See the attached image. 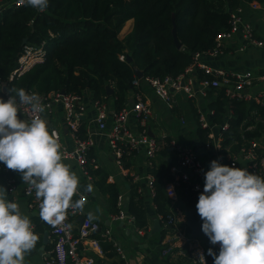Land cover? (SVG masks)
<instances>
[{
	"label": "trees",
	"instance_id": "1",
	"mask_svg": "<svg viewBox=\"0 0 264 264\" xmlns=\"http://www.w3.org/2000/svg\"><path fill=\"white\" fill-rule=\"evenodd\" d=\"M252 1L264 4V0H48L43 12L27 4L5 9L0 13V86L5 83L6 92L0 89V98L9 97L8 89L11 88H23L35 94L82 95L88 90L99 104L113 98L114 112H117L133 89L137 71L143 77L178 76L190 64L194 53L214 47L216 35L228 29L230 13ZM131 19L132 30L120 39L121 29ZM173 28L179 48L174 43ZM24 39L26 44L33 45L46 42L47 55L42 63L10 81L9 75L16 67ZM120 56H124V60H120ZM209 96L207 106L213 111L214 123H222L228 111L232 112L223 148L236 151L243 143L262 136L264 99L261 104L229 99L221 88L210 90ZM191 110L199 140L205 144L206 131L198 126L195 111ZM250 126L253 128L246 130ZM85 135V127L80 122L78 137L84 139ZM124 152L120 163L127 169L129 162ZM158 155L159 164L150 168L149 173L154 178L156 212L166 216L170 202L164 186L172 180L173 152L163 147ZM94 157L92 153L87 156L86 169L94 185L107 196L110 213L116 215L119 191L115 184L107 183L104 170L89 166ZM130 188L126 211L133 216L135 228L146 229L148 221L143 198L136 184ZM177 193L185 208L193 210L195 220L203 224L194 193L183 184L177 187ZM95 237L105 256H116L111 244L98 235Z\"/></svg>",
	"mask_w": 264,
	"mask_h": 264
},
{
	"label": "built area",
	"instance_id": "2",
	"mask_svg": "<svg viewBox=\"0 0 264 264\" xmlns=\"http://www.w3.org/2000/svg\"><path fill=\"white\" fill-rule=\"evenodd\" d=\"M5 1L0 0V13L8 8L23 6L19 0H14L8 4H5ZM247 9L260 11L264 22V4L252 1L240 5L235 11L230 13L228 29L216 35L212 49L194 53L190 64L176 77L160 79L142 76L141 78L134 79L132 82L133 89L130 92V102H126L119 111L113 112L112 125L109 132H107V143L115 151L117 158L122 157L123 149H142L149 168H151L153 159L163 147H169L173 152V161L170 167L172 180L164 186L170 206L166 216L158 215L164 231V235L159 243V255L163 259L171 257L182 261L183 264H200V255L203 254L205 264H214V258L208 255L199 238H192L186 230L183 225L184 215L177 207L179 200L177 187L183 184L194 193L198 200L199 195L203 193L205 173L208 170L191 146L185 145L177 139L167 137L166 135L158 139L148 134L149 123L155 121L156 115L144 87L150 89L155 97L169 107L175 104L176 97L178 96H182L185 100L192 102L198 126L206 131V142L202 146L206 148L212 147L217 154V160L220 164L228 162L230 167H236L237 162L240 160L250 174L262 177L264 173V156L257 153L259 147L258 139H252L247 144L243 143L236 151H231L230 147L223 148L224 133L229 127L228 119L232 116V112L228 111L222 123H214L211 119L213 111L207 106L208 101H210L209 91L217 88L223 89L224 95L233 100L251 101L261 104L264 99V90H259L257 93L249 92L255 81L264 82V71L258 74L251 71L229 73L222 69L211 68L206 62L209 58L220 56L225 43L237 34L244 39L246 45L259 49L264 53V41L255 35L251 22L245 17ZM46 55V42L43 41L36 45L25 44L22 52L17 57L16 67L9 75V80L11 81L13 78L23 75L33 66L42 63ZM119 59L124 60V56H120ZM27 93L32 94L31 91ZM37 95L41 97V101L45 106V111L39 114L43 119L51 115L55 105H61L65 124L74 138V147L71 151H66L62 148L63 158L75 159L83 176L92 180L86 169V163L87 153L94 146V140L90 134L87 135V132L84 139L78 137V120L83 110L81 104L82 95L61 92ZM8 99L9 97H6L4 101ZM94 105L96 108L94 121L98 130L104 131L106 130L105 105L95 101ZM21 112L18 114L19 118L28 120L32 116L27 106H24ZM130 118L136 121L139 130L133 131L129 127L128 121ZM178 120L181 125L185 124L183 117H180ZM246 130H250V127ZM54 132L60 142L59 133ZM0 169L7 174V192L13 194L17 190L15 178L8 174L9 169L2 163H0ZM146 179L147 186L153 189V176L148 175ZM22 192L28 199V208L39 212L41 201L36 198L35 190L30 185L23 183ZM76 195L80 198L83 194L78 192ZM83 196L85 197V201H87V196ZM117 207L119 212L113 215L112 219L114 221L126 222L133 227L137 235H144L145 229L134 227V218L124 210L123 199L120 195L117 197ZM81 215L80 210L76 212H73L71 209L68 210L65 223L71 224V228L67 230L53 228L46 223L53 236V246L44 264H96L92 258L83 254L82 248L85 242H87L93 251L102 255L103 251L100 241L95 235L112 244L119 264H131L125 250L111 239L108 232H101V226L97 221L89 220L88 217L83 216L82 222L78 225L75 224L72 217ZM33 231L35 233L34 227ZM207 241L219 253L220 245H212L208 237Z\"/></svg>",
	"mask_w": 264,
	"mask_h": 264
},
{
	"label": "clouds",
	"instance_id": "3",
	"mask_svg": "<svg viewBox=\"0 0 264 264\" xmlns=\"http://www.w3.org/2000/svg\"><path fill=\"white\" fill-rule=\"evenodd\" d=\"M19 2L41 12L48 7V0ZM8 95L7 101L0 98V163L20 173L23 183L35 190L43 222L70 229L71 224L65 223L68 210L82 211L86 202L83 195L73 201L79 179L63 163L56 133L50 134L39 115L45 111L41 97L23 88L8 89ZM24 106L32 113L28 120L18 116ZM92 190L90 184L85 189ZM6 194L0 188V264H24L39 237L28 216L17 203L7 201ZM196 208L203 233L212 245H220L218 255L208 250L214 264H264V178L213 160ZM88 219H94L91 213ZM200 264H205L203 254Z\"/></svg>",
	"mask_w": 264,
	"mask_h": 264
},
{
	"label": "crops",
	"instance_id": "4",
	"mask_svg": "<svg viewBox=\"0 0 264 264\" xmlns=\"http://www.w3.org/2000/svg\"><path fill=\"white\" fill-rule=\"evenodd\" d=\"M13 1L14 0H6L5 4ZM245 17L251 22L255 35L264 41V22L261 18V12L247 9ZM132 27L133 20L131 19L124 24L119 34V38L123 39L132 30ZM206 62L211 68L222 69L229 73H244L251 71L258 74L264 71L263 51L246 45L244 39L239 34L235 35L230 41L225 43L220 56L209 58ZM144 90L150 98L156 115L155 121L149 123L148 134L151 133V135L158 139L163 135H166L167 137L177 139L185 145L191 146L198 154L205 168L210 170L211 161L217 160V154L212 147L206 148L202 146V143L199 140L196 131V122L193 119L191 110L194 109L193 103L185 100L182 96H178L176 97L175 104L172 107H169L167 104L155 97L150 89L144 87ZM259 90H264V82L261 83L259 81H255L249 92L257 93ZM130 98L131 93L129 92L126 96V102H130ZM81 104L83 106V110L79 116L78 122L83 123L85 131L88 133L87 135L90 134L94 140V146L87 153V156L91 153L95 156L93 160H90L89 166H92V169L100 168L107 173V183L116 185L119 195L122 196L125 211L126 201L130 197V186L132 184H136L137 192L143 198L148 225L145 229V234L140 236L134 232L133 227L128 223L114 221L112 219L113 215L110 213L107 196L103 195L94 185V179L92 178V180H89L83 176L75 159L63 158V163L70 166V170L74 172L79 179L78 192L86 195L88 198L85 202L83 210L81 211L82 215L73 216L72 220H74L75 224L78 225L83 216L88 217V214L91 213L94 217L92 220H95L100 224L101 232H108L111 239L125 250L131 264H183L182 261L171 257L163 259L159 255V243L162 238L163 228L158 219L159 214H157L156 207L153 203L154 191L147 186L146 178L151 174L149 173L150 168L144 155V151L142 149H131L125 150L124 152L123 149L122 154L123 152L126 153L127 161L129 162V167L124 169L120 163V158L116 157L115 151L111 149L107 143V132H109L112 125L114 99L109 97L104 103L106 109V130L104 131H99L94 121L96 108L90 91H83ZM180 117L184 118V125L179 123L178 119ZM19 119L27 120L21 117ZM44 120L47 122L50 134L54 131L59 133L61 152L62 148L66 151H71L74 147V138L73 134L65 124L61 105H55L51 115L44 117ZM128 125L131 129H133V131L139 130L136 125V121L132 118L129 119ZM252 128L253 127L250 126V129ZM258 143L259 147L257 149V153L264 156V133L258 139ZM159 158V155H157L153 159L151 168L159 164ZM221 165L230 167L228 162ZM236 168L246 169L240 160L237 162ZM8 174L15 178L17 190L13 194L7 192V174L2 172L1 169L0 188L5 189L7 193L5 198L7 201L17 203L20 207L21 213L28 216L35 229V233L39 237L35 248L30 253L25 255L24 264H44L53 246V236L50 233V228L39 218L38 211L28 208V199L22 192L23 183L21 174L10 169ZM262 178H264V173ZM89 184L92 185L93 190L91 192H86L85 189ZM78 199L77 195L73 197V201ZM177 207L184 215L183 225L186 228L188 226L186 224L185 214L191 213L194 217L193 210L185 208L181 199L178 200ZM155 223L158 225L157 230L154 228ZM198 223L202 229V224L199 221ZM153 230L154 233H151ZM188 232L190 233V230ZM155 237L156 239H154ZM197 238H199L202 242V245L207 252L209 249H212L216 255L219 254L212 246L209 245L207 236L204 233ZM107 243L111 244L110 242ZM82 248L83 254L92 258L96 264H119L116 256L107 257L104 253L99 255L91 249L89 243L87 242H85Z\"/></svg>",
	"mask_w": 264,
	"mask_h": 264
},
{
	"label": "water",
	"instance_id": "5",
	"mask_svg": "<svg viewBox=\"0 0 264 264\" xmlns=\"http://www.w3.org/2000/svg\"><path fill=\"white\" fill-rule=\"evenodd\" d=\"M172 35L174 37V43H175L176 47L179 48L180 47V44L177 41V38H176V35H175V29L174 28L172 30ZM26 43H27V41H26V39H24L22 41V45H24ZM127 60L130 61V57H128ZM137 77L138 78H141L142 77V73L140 71H137ZM2 92L3 93L6 92V84L5 83L2 84ZM61 93H63V92H61ZM107 93L109 95H111V90L108 89L107 90ZM149 135L150 136H153V135H151V133H149ZM185 217H186V224H187V226H188V228L190 230L191 237L192 238H197V237L201 236L202 233H203V231H202L199 223L194 219L193 215L191 213H186L185 214ZM82 220H83V218L80 219V222H82ZM157 226H158L157 223H155L154 224L155 230H157V228H158ZM151 233H154V230Z\"/></svg>",
	"mask_w": 264,
	"mask_h": 264
},
{
	"label": "rangeland",
	"instance_id": "6",
	"mask_svg": "<svg viewBox=\"0 0 264 264\" xmlns=\"http://www.w3.org/2000/svg\"><path fill=\"white\" fill-rule=\"evenodd\" d=\"M154 239H156V237Z\"/></svg>",
	"mask_w": 264,
	"mask_h": 264
}]
</instances>
